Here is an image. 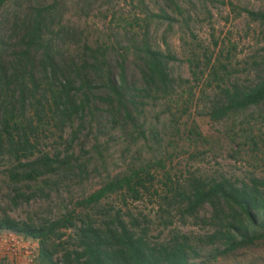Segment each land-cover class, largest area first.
Returning <instances> with one entry per match:
<instances>
[{
	"label": "trees",
	"instance_id": "trees-1",
	"mask_svg": "<svg viewBox=\"0 0 264 264\" xmlns=\"http://www.w3.org/2000/svg\"><path fill=\"white\" fill-rule=\"evenodd\" d=\"M100 1L0 0V164L7 163L0 174L9 197L50 199L69 182L84 188L99 178L98 188L81 192L55 218L0 213V231L37 240V264H219L255 249L245 264H264V175L190 171L175 180L167 173L159 217L167 227L175 211L200 225L199 233L170 228L161 237L147 216L104 203L113 196L138 201L153 187V171L167 167V139L154 124L160 116L149 121V108L168 105L190 82L171 72L177 56L166 33L162 41L153 35L159 22L168 32L179 21L182 0H131L134 14L113 11L111 25L94 38L73 18L90 17ZM244 11L260 28L256 78L225 79L228 64L211 55L215 63L206 67L220 82H205L214 87L207 114L264 128V7ZM189 134L204 139L196 126Z\"/></svg>",
	"mask_w": 264,
	"mask_h": 264
},
{
	"label": "rangeland",
	"instance_id": "rangeland-1",
	"mask_svg": "<svg viewBox=\"0 0 264 264\" xmlns=\"http://www.w3.org/2000/svg\"><path fill=\"white\" fill-rule=\"evenodd\" d=\"M183 15L178 16V22L167 32V23L153 26L154 37L162 41L164 33L172 46L177 60L171 62L170 69L179 82L185 83L179 96L168 105L149 108V121L160 116L154 123L163 134L167 147L161 151L167 159L166 168L153 171L154 185L148 192H143V198L135 201L131 198L124 203L122 197L113 196L104 203L121 208L124 212L131 211L141 220L142 215L150 220L151 232L165 237L170 228L183 231L202 232V227L192 219L182 220L173 211L170 220L172 224L164 225L160 218L164 194L162 181L169 173L175 180H183L190 171L200 174H223L229 177H247L250 173L264 175V128L259 122L244 118L224 119L216 122L207 114L209 97L213 95L214 87H208L205 82H220L210 77L211 67L215 57L221 54V61L228 64L227 70H221L220 76L227 74L231 80L250 82L255 80L256 69L262 54L259 25L253 22L244 11L246 8L258 9L264 7V0H182ZM99 9L94 10L90 17L73 20L84 26L86 33L97 38L103 36L113 21L112 12L123 9L125 15L134 14L131 0H101ZM153 3V8H154ZM156 10V9H155ZM170 13L171 10H169ZM135 13H137L135 11ZM138 14V13H137ZM214 56L212 62L209 59ZM195 82H200L198 85ZM196 126L204 139H195L189 134V129ZM263 130V131H262ZM160 132V131H159ZM240 139H236V134ZM82 137H84L82 135ZM171 139V141H168ZM171 143V145H168ZM114 158L120 156V149L113 147ZM116 166L117 170H120ZM7 163L0 164L3 171ZM99 178L92 179L84 188L75 182L62 186L58 193H53L50 199L34 198L29 202H14L9 197L8 180L0 174V213L20 220H45L55 218L63 213L66 206L75 203L83 191L91 192L98 188ZM158 192V193H156ZM168 220V219H165ZM37 241V240H36ZM38 242V241H37ZM39 244V242H38ZM259 250H247L222 260L219 264H245ZM1 264H20L12 256L0 251ZM37 264V262H36Z\"/></svg>",
	"mask_w": 264,
	"mask_h": 264
},
{
	"label": "built area",
	"instance_id": "built-area-1",
	"mask_svg": "<svg viewBox=\"0 0 264 264\" xmlns=\"http://www.w3.org/2000/svg\"><path fill=\"white\" fill-rule=\"evenodd\" d=\"M39 244L32 238L9 230L0 231V251L20 264H36Z\"/></svg>",
	"mask_w": 264,
	"mask_h": 264
}]
</instances>
